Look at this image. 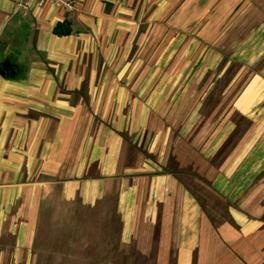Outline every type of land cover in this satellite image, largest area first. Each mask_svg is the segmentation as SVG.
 <instances>
[{
    "label": "crops",
    "instance_id": "crops-1",
    "mask_svg": "<svg viewBox=\"0 0 264 264\" xmlns=\"http://www.w3.org/2000/svg\"><path fill=\"white\" fill-rule=\"evenodd\" d=\"M1 66L0 264H34L55 194L114 195L122 243L161 264H264V0H0ZM237 113L250 126L212 169L229 215L215 225L167 169V126L209 163Z\"/></svg>",
    "mask_w": 264,
    "mask_h": 264
},
{
    "label": "rangeland",
    "instance_id": "rangeland-1",
    "mask_svg": "<svg viewBox=\"0 0 264 264\" xmlns=\"http://www.w3.org/2000/svg\"><path fill=\"white\" fill-rule=\"evenodd\" d=\"M191 65L192 63H189V68ZM238 67L239 64L236 63L230 66L227 75L219 81L220 87L227 83ZM209 101L205 108L206 113H211L221 101V94L213 92ZM168 112L172 113L173 110ZM234 118L238 122L235 131L219 153L209 159V163L201 157V149L193 146V137L188 136L179 141L182 125L167 126L172 134L168 147L167 169L184 181L201 202L206 217L215 225L229 221V215L227 201L211 188L212 169L223 163L225 157L237 145L240 136L250 126L249 120L243 115L237 113ZM159 126L157 122L154 127ZM205 127L203 124L197 125L192 133L202 129L208 132L214 126L208 129ZM206 134L204 139L208 136ZM150 145L151 140L142 142L145 148ZM130 152L125 162H129L135 155L134 151ZM181 153H184V157H179ZM205 168L211 171L204 172ZM41 209L43 210L33 243L34 264H161L159 253H142L135 244L122 243V222L116 209V198L112 194L93 209L79 200L63 201L55 194Z\"/></svg>",
    "mask_w": 264,
    "mask_h": 264
},
{
    "label": "trees",
    "instance_id": "trees-1",
    "mask_svg": "<svg viewBox=\"0 0 264 264\" xmlns=\"http://www.w3.org/2000/svg\"><path fill=\"white\" fill-rule=\"evenodd\" d=\"M55 32L57 34H67V33H70V30L69 29H66V30H63L62 29V24H58L56 27H55ZM0 69L4 72L6 69L4 66H1ZM89 208L93 209L96 205H93V206H90V205H87Z\"/></svg>",
    "mask_w": 264,
    "mask_h": 264
},
{
    "label": "built area",
    "instance_id": "built-area-1",
    "mask_svg": "<svg viewBox=\"0 0 264 264\" xmlns=\"http://www.w3.org/2000/svg\"><path fill=\"white\" fill-rule=\"evenodd\" d=\"M58 3H62L65 6H67L68 8L72 9L75 4L77 3V0H55Z\"/></svg>",
    "mask_w": 264,
    "mask_h": 264
}]
</instances>
